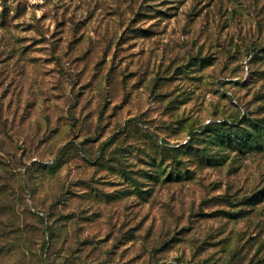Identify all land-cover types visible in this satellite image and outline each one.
<instances>
[{"label":"rangeland","instance_id":"1","mask_svg":"<svg viewBox=\"0 0 264 264\" xmlns=\"http://www.w3.org/2000/svg\"><path fill=\"white\" fill-rule=\"evenodd\" d=\"M0 264H264V0H0Z\"/></svg>","mask_w":264,"mask_h":264},{"label":"trees","instance_id":"2","mask_svg":"<svg viewBox=\"0 0 264 264\" xmlns=\"http://www.w3.org/2000/svg\"><path fill=\"white\" fill-rule=\"evenodd\" d=\"M218 124H220V123H218ZM223 125H224V124L221 123L220 125H216V126H217V127H222ZM217 127H216V128H217Z\"/></svg>","mask_w":264,"mask_h":264}]
</instances>
